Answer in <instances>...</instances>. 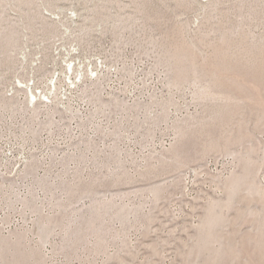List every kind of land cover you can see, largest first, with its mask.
I'll return each instance as SVG.
<instances>
[{
  "label": "rangeland",
  "instance_id": "374dc122",
  "mask_svg": "<svg viewBox=\"0 0 264 264\" xmlns=\"http://www.w3.org/2000/svg\"><path fill=\"white\" fill-rule=\"evenodd\" d=\"M0 264H264V0H0Z\"/></svg>",
  "mask_w": 264,
  "mask_h": 264
},
{
  "label": "bare ground",
  "instance_id": "6f19581e",
  "mask_svg": "<svg viewBox=\"0 0 264 264\" xmlns=\"http://www.w3.org/2000/svg\"><path fill=\"white\" fill-rule=\"evenodd\" d=\"M31 94L36 95L33 91L31 92Z\"/></svg>",
  "mask_w": 264,
  "mask_h": 264
}]
</instances>
